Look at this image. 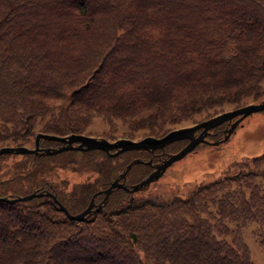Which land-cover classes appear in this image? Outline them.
I'll list each match as a JSON object with an SVG mask.
<instances>
[{
	"label": "trees",
	"instance_id": "1",
	"mask_svg": "<svg viewBox=\"0 0 264 264\" xmlns=\"http://www.w3.org/2000/svg\"><path fill=\"white\" fill-rule=\"evenodd\" d=\"M263 83L264 0H0V133L11 136L1 145L26 144L38 131L87 134V122L95 119L144 129L141 137L162 136L227 104L257 101ZM227 124L212 127L207 137H221ZM129 135L120 136L134 138ZM165 146L157 149L162 158ZM80 151L49 159L44 172L37 168L41 155L23 154L13 165H0V183L37 168L31 185H57L62 169H90L93 178L72 183L88 199L119 169L108 166L112 157L102 150ZM237 161L224 176L232 185L245 184L251 199L241 204L251 213L261 200L264 205V186L256 180L261 175L264 182V168ZM135 196L136 190L115 187L84 220L68 217L48 196L0 200V264L252 262L238 235L248 218L226 221L236 199L209 197L190 223L182 216L170 222L171 198L162 197L155 203L164 210L130 225L125 213L142 204ZM85 222L91 223L72 227ZM149 229L156 242L147 239Z\"/></svg>",
	"mask_w": 264,
	"mask_h": 264
},
{
	"label": "rangeland",
	"instance_id": "2",
	"mask_svg": "<svg viewBox=\"0 0 264 264\" xmlns=\"http://www.w3.org/2000/svg\"><path fill=\"white\" fill-rule=\"evenodd\" d=\"M63 58L64 57H62V59ZM262 97H264V95L259 97L255 102L264 99ZM225 108L226 110H228L233 107H231L230 104H227ZM225 122L223 123L225 124ZM43 123L44 121H40L37 126H43ZM87 123L88 124L85 128L87 132L106 135V137H118L122 132H126L130 134L129 136L139 139L138 137H141V135L144 133V129H132L131 127L123 124L111 125L101 119H95ZM200 130L201 128L198 129L196 133H198ZM10 138L11 136L8 130L0 133V139L9 140ZM208 138L210 139V136H208ZM183 140L184 139L173 141L174 143L169 142L165 146V148L168 150V152H166V156L168 153L177 151L178 147L180 148L185 143V141ZM45 142L46 141L42 140V145L44 144V146L41 147H50ZM26 144L29 146L35 145V134L30 141L26 142ZM137 150L128 149L116 155H110L112 158H108V166L112 167V170H119L117 174H115L108 180L107 185H101L99 188H96L93 191L95 192L107 187L110 184L111 180L118 176L126 167V165L121 167V164H126L127 162H129V160L135 157H140L144 161L149 159L145 158L149 154L148 151L144 149ZM78 152L82 151L69 149L49 154H42L41 156H37V168L40 171H43V169H46V162L49 159L70 157L79 154ZM23 154L26 153H3L0 156V165H13L12 162ZM97 156H100V158H105V156L101 155V153ZM166 156H164V158ZM245 158L252 162L253 167H257L259 169L264 168V109L254 111L245 116L236 126L234 131H232L227 140H224L220 143H198L193 150H190L184 156L173 161L169 166H167L164 172L157 179L151 181L144 188L137 189L135 202L136 204H142L138 207V209L125 213L126 222L128 224L130 223V225H133L135 222L141 223L143 221H146L148 216H153V214L154 216H157L160 210H164L166 208L158 204V201L157 203H155V200H160V198L162 197H166L169 199L171 198L167 206V210H169V213L167 215H169L170 222L175 216H182L190 223H193L194 218L203 213L206 201L209 197L221 196L223 199L234 198L236 199L237 203L234 204V209L230 210L231 215L228 214L226 221L238 223L240 219L248 218L244 225L239 224L238 235H240L242 241L245 243L248 256L252 261L251 263L264 264V240L260 238V235L264 237V231L258 230L260 226L264 228V224H261V222L264 223V205H262L263 201L261 200L260 202H258L256 208L254 207L251 213L248 212L241 204V202L251 199L248 193L244 190L245 184L239 183L236 185H232L230 184L232 180L230 181L224 176L229 174L227 173L228 171L234 169V164L238 163L237 160L243 161V159ZM127 159L129 160L127 161ZM148 165L151 166V164L146 162L134 163L126 172L125 181L127 179V181L131 184L143 179L146 176L145 174H149L150 171L154 169H152L153 165L151 166V169ZM37 168H34L27 176L17 175L14 178L2 181L0 183V195H20L31 192L34 189H43V185H31V181H33L35 178ZM90 171V169L78 172L68 169L61 170V189L58 182L59 187L57 188L59 189V191L57 195L59 194L58 198L62 202L67 204L69 203L74 212H77L86 207L94 192L92 191L93 193L91 192L89 198L85 199L82 197V195L85 193L83 192V189L74 187L72 183L80 182L81 180H86L87 178H93L97 174L96 172H92V175H90ZM219 176H224L225 179L223 180L226 187L223 189H219V185L223 182V180L221 182L215 180ZM120 180L122 179L120 178ZM256 180L261 183V186L262 184L264 186V182L262 183L261 175H257ZM233 183L235 182L233 181ZM45 187L47 186L45 185ZM69 191L73 193V196L69 193ZM60 193L64 195L62 199ZM41 196H48L53 199L51 195ZM98 196H102L99 200L101 201L104 193H98ZM143 197L146 198L145 201H143ZM162 199L166 200L165 198ZM191 199H194L195 203H192ZM78 202L80 203L77 204ZM232 207L233 205L227 204L228 209ZM98 215L99 214H97V216ZM97 216L95 218H92L91 222L98 218ZM89 223L85 222L76 224L72 227H78L80 225H82L83 227H88ZM59 230L62 231L63 229ZM153 234V230L149 229L147 238L144 232H140L141 236H145L152 242H156L159 238H157L155 235L153 237ZM230 264H237L236 259H234V261H231Z\"/></svg>",
	"mask_w": 264,
	"mask_h": 264
},
{
	"label": "water",
	"instance_id": "3",
	"mask_svg": "<svg viewBox=\"0 0 264 264\" xmlns=\"http://www.w3.org/2000/svg\"><path fill=\"white\" fill-rule=\"evenodd\" d=\"M264 109V99L258 102H251L244 105H240L237 107H234L232 109L224 110L222 112H219L215 115H212L208 118H205L203 120L198 121L197 123L180 126L177 128H173L169 130L167 133H165L162 136H153V135H146L139 139H133L130 137H119L115 140H109L108 138L101 136L96 137L94 135H87L84 133H70L69 135H58L55 133L50 132H43L38 131L35 134V145L34 146H28L26 144H4L0 146V155L6 152H16V153H54L59 152L65 149H102L104 150L108 155H116L122 151L128 150V149H148V150H154L156 148H164V146L174 140L179 139H185L187 138L188 141L177 151L168 153L165 158L160 160V162L154 163V169L150 171L149 174H147L143 179H141L138 182L127 184L125 181L126 178V172L130 169V167L136 163V162H146L151 164L152 160L148 159L144 161L143 159L139 157H135L131 159L127 164L124 170L113 178L110 182V184L98 191H95L87 204L86 207L81 209L78 212H71L70 209L60 200L57 198V196L50 190H37L34 189L31 192H28L26 194H20V195H0V200L8 201V202H15L18 200H27L31 199L35 196H41V195H51L56 202V204L59 206V208L64 211L70 218H75L78 220L86 219L88 214L91 212H96L99 210L104 203L107 202L108 197L112 190H114L115 187H122L124 189H127L129 191H135L137 189L143 188L147 186L151 181L157 179L169 166L173 161L181 158L184 156L187 152L194 149V147L200 143V142H211V143H219L220 141L226 140L229 137V134L234 130L236 125L248 114L262 110ZM229 122V126L224 128V136L221 139H215L213 141H210L206 135L210 132V129L212 127H215L219 124H221L224 121ZM201 130L196 133L198 129ZM40 138H46L50 140H59V141H66V144H62L58 147H40L39 141ZM79 140L80 142L78 144H74L73 142ZM114 149V150H112ZM120 178L122 180H120ZM98 193H104V196L101 201H99L95 205V195ZM95 205V206H94Z\"/></svg>",
	"mask_w": 264,
	"mask_h": 264
},
{
	"label": "flooded vegetation",
	"instance_id": "4",
	"mask_svg": "<svg viewBox=\"0 0 264 264\" xmlns=\"http://www.w3.org/2000/svg\"><path fill=\"white\" fill-rule=\"evenodd\" d=\"M87 133V135L89 134V135H94V136H96V137H101V136H106V135H102V134H94V133H91V132H86ZM110 140H113L114 138H116V137H109V136H107ZM80 141L79 140H76V141H74L73 143L76 145V144H78ZM40 146H44V144L42 145V140H40ZM60 144H66V141L65 142H63V141H56V142H48L47 143V145L48 146H50V147H55V146H59ZM158 148H156L155 150H153V151H150V150H147V151H149L150 152V154H149V156H148V158L149 157H152L151 159H152V163H156V162H158V161H160V160H162V156L163 155H161V152L159 151V150H157ZM99 150H102V149H99ZM112 150H114V149H112ZM161 156V157H160ZM156 158V159H155ZM151 166H152V164H151ZM154 167L152 166V169H153ZM58 181H56V183H57ZM47 187H45V186H43L42 188H43V190H46V188L47 189H50L52 192H54L56 195H57V193H58V191H59V189L57 188V187H59L60 186V184H59V186H58V184L57 185H55V183L53 182V184L52 183H50V181H46V184H45ZM45 188V189H44ZM94 192V191H93ZM92 192V193H93ZM102 197V196H101ZM101 197H99L98 196V194L95 196V205L98 203V201L100 200V198ZM94 205V206H95ZM91 214V213H90Z\"/></svg>",
	"mask_w": 264,
	"mask_h": 264
}]
</instances>
